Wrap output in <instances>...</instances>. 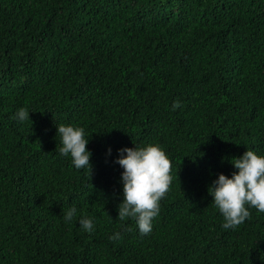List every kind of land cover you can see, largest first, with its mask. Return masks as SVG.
I'll return each instance as SVG.
<instances>
[{"label":"trees","instance_id":"trees-1","mask_svg":"<svg viewBox=\"0 0 264 264\" xmlns=\"http://www.w3.org/2000/svg\"><path fill=\"white\" fill-rule=\"evenodd\" d=\"M61 124L91 170L59 154ZM148 145L172 183L142 235L118 219L117 160ZM248 150L264 156V0H0V264H264V213L226 229L209 193Z\"/></svg>","mask_w":264,"mask_h":264},{"label":"clouds","instance_id":"clouds-1","mask_svg":"<svg viewBox=\"0 0 264 264\" xmlns=\"http://www.w3.org/2000/svg\"><path fill=\"white\" fill-rule=\"evenodd\" d=\"M180 107L177 101L173 109ZM21 121L30 119L29 112L21 108L17 116ZM61 137V156L71 157L76 169H84L90 164L91 152L85 139L83 128L58 125ZM117 163L124 169L122 173L124 200L119 205L118 219L133 218L140 233L148 234L152 230V221L159 213V202L169 191L172 183L171 161L158 145L144 148H124L120 150ZM126 153V155H124ZM238 173L232 178L220 174L209 188L214 197V205L225 218L224 228H235L250 218L246 205L264 213V156L248 150L240 158L232 160ZM77 209L73 206L65 213V222L71 221ZM80 225L87 232L94 230L92 219L81 218ZM119 237L116 233L112 239Z\"/></svg>","mask_w":264,"mask_h":264}]
</instances>
